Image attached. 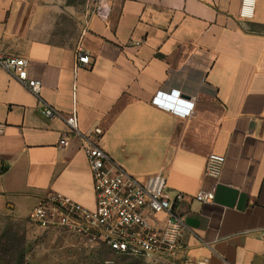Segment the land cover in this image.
Listing matches in <instances>:
<instances>
[{
  "label": "crops",
  "instance_id": "obj_1",
  "mask_svg": "<svg viewBox=\"0 0 264 264\" xmlns=\"http://www.w3.org/2000/svg\"><path fill=\"white\" fill-rule=\"evenodd\" d=\"M242 8L111 0L109 17L87 25V0H0V52L27 58L43 83L37 95L0 69V200L27 216L52 191L95 208L80 140L59 145L76 105L80 130L101 128L97 141L120 166L139 179L162 172L170 194L189 195L184 264H263L264 0ZM78 45L92 60L75 68ZM44 104L63 117H45ZM211 152L226 157L219 182L205 174ZM201 190L214 201L191 198Z\"/></svg>",
  "mask_w": 264,
  "mask_h": 264
},
{
  "label": "built area",
  "instance_id": "obj_2",
  "mask_svg": "<svg viewBox=\"0 0 264 264\" xmlns=\"http://www.w3.org/2000/svg\"><path fill=\"white\" fill-rule=\"evenodd\" d=\"M87 6V25L95 16L107 19L111 12V0H87ZM253 6L254 0H243L242 14L250 15ZM134 44L139 45L140 42ZM91 60L90 55L78 45L75 68ZM28 66L27 58L0 52V69L13 73L19 82L39 95L43 83L29 77ZM202 82H206L205 77ZM161 101L158 97L154 100L181 116L191 114L192 107L181 110L177 105ZM41 112L47 118L63 117L49 104H44ZM63 118L68 132L62 134L59 145L70 144L69 134L80 140L92 172L96 205L94 209H89L68 196L52 191L29 213V223L44 229H64L88 242L100 243L150 264L172 262L179 258L187 260L181 238L185 231H190V227L180 204L189 195L181 191L170 194L167 177L162 172L139 179L120 166L98 143L101 128H95L91 135L80 130L76 105ZM225 161L224 155L211 152L207 157L205 174L219 182ZM191 198L202 203L213 202L215 191L201 190ZM159 214L164 217H159Z\"/></svg>",
  "mask_w": 264,
  "mask_h": 264
},
{
  "label": "rangeland",
  "instance_id": "obj_3",
  "mask_svg": "<svg viewBox=\"0 0 264 264\" xmlns=\"http://www.w3.org/2000/svg\"><path fill=\"white\" fill-rule=\"evenodd\" d=\"M14 211L0 200V261L8 264H134V260L106 253L100 243L88 242L64 229H44L27 219L29 207ZM105 255H102L103 253ZM21 260V262H19ZM142 264H150L142 261ZM155 264V263H153ZM158 264H184L182 259Z\"/></svg>",
  "mask_w": 264,
  "mask_h": 264
},
{
  "label": "trees",
  "instance_id": "obj_4",
  "mask_svg": "<svg viewBox=\"0 0 264 264\" xmlns=\"http://www.w3.org/2000/svg\"><path fill=\"white\" fill-rule=\"evenodd\" d=\"M252 26H253V27H260L258 24H253ZM102 247H103V248H107V247H105L104 245H102ZM105 252H106V253H116V254H118V255H122V256H125V257H127V258H131L132 260L135 261L134 264H142V261H144V260L141 259V258H136V257H132V256H128V255H124V254H120V253H118V252H116V251H114V250H111V249H109V248H107ZM101 253H103V252H101ZM106 253H103L102 255H105ZM19 262H21V260H20ZM145 262H146V261H145ZM146 263H147V262H146ZM0 264H8V263L0 261Z\"/></svg>",
  "mask_w": 264,
  "mask_h": 264
}]
</instances>
